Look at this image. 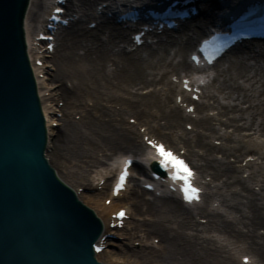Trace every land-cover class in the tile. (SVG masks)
I'll return each mask as SVG.
<instances>
[{"label":"bare ground","instance_id":"1","mask_svg":"<svg viewBox=\"0 0 264 264\" xmlns=\"http://www.w3.org/2000/svg\"><path fill=\"white\" fill-rule=\"evenodd\" d=\"M48 1L30 0L35 58L41 48L35 35L44 22ZM79 1L82 9L79 11H83L87 5L107 0ZM208 9L203 6L202 17L194 23L188 21L176 31L154 35L156 46L145 42L136 50L129 49L133 41L126 30L108 23H99L94 29L69 27L64 42L59 48L57 45L54 54H44L52 58L54 72L49 74L46 70L45 76L40 77L45 66L36 64L49 138L53 129L50 121L61 122L52 161L57 170L63 169L65 175L59 174L65 182L71 186L72 182L78 183L75 187L78 197L91 205L103 222L101 236L108 231L120 238L117 241L105 238L107 247L97 254L101 261L110 264H240L241 256L249 255L254 263L264 264V232L260 231L264 229V191L257 192L253 188L252 182L258 181L256 175L245 178L236 174L246 169L229 159L244 151L242 160L257 154L260 157L263 152L258 146L217 147L211 143L212 138L219 139L226 134L213 120H219L221 125H236L238 129L239 121L246 119L243 126L250 122V114H253L250 129L264 132V43L248 46L244 54L239 53L245 49H239V55L228 60V64L222 60L214 64L213 82L218 86L215 91L205 86L200 95L208 101L192 100L191 93L171 80L172 75L188 76L193 69L186 56L215 17L213 11L207 15ZM68 11L75 8L68 5ZM160 84L168 86L166 98L161 96V89H157ZM145 89L149 90L143 94ZM178 94L194 104V112L202 115L193 118L177 103L169 105ZM56 98L64 100L60 108ZM245 102H250L252 107L248 111L243 109ZM217 107L220 109L217 117L206 114ZM238 110L242 112H234ZM229 111L234 114L224 120L223 116ZM56 112H62L63 116L56 119ZM76 113L81 116L79 120L73 117ZM127 113L131 114L126 116ZM132 116L140 120V126L148 125L146 129L157 130V137L170 143L174 138L171 133L184 123L196 127L192 137V131L184 128L177 143L178 149H185L197 169L198 179L211 177L205 189L216 182L213 189L204 194V204L191 207L175 193L158 197L142 188L128 189L112 197L109 205L105 204L104 200L111 196L115 161L125 155L139 157L148 150L139 140L138 127L127 126L123 121L124 117ZM163 129L168 131L163 132ZM218 152L222 153L221 157ZM133 170L148 171L140 160ZM102 178L106 181L99 190ZM78 186L83 187L82 191L77 192ZM89 189L94 192L88 194ZM148 194L152 198L146 197ZM214 202H219L223 209L215 207ZM119 206L127 208L129 220L125 219L127 225L122 228L112 229L108 226L110 213ZM202 217L207 219L205 224L199 221ZM132 218L135 220H130ZM211 229L213 233L219 232L218 236L212 234ZM225 235L224 243L220 237ZM156 237L159 238L157 244L153 242ZM136 240L140 241L139 247L134 245ZM236 253L240 257L237 258Z\"/></svg>","mask_w":264,"mask_h":264},{"label":"water","instance_id":"2","mask_svg":"<svg viewBox=\"0 0 264 264\" xmlns=\"http://www.w3.org/2000/svg\"><path fill=\"white\" fill-rule=\"evenodd\" d=\"M27 1L0 0V264H101L92 249L98 218L43 154L44 118L22 28ZM25 32L39 95L30 4Z\"/></svg>","mask_w":264,"mask_h":264},{"label":"rangeland","instance_id":"3","mask_svg":"<svg viewBox=\"0 0 264 264\" xmlns=\"http://www.w3.org/2000/svg\"><path fill=\"white\" fill-rule=\"evenodd\" d=\"M33 21H35V20H33ZM46 64H47V68H48V70H50V71H53V67H52V58H50V59H47L46 60ZM241 81V80H240ZM239 81V82H240ZM232 84V83H231ZM233 85V84H232ZM218 86V83L214 86V83L213 82H211L210 83V86H209V89L210 90H212V91H215V89H216V87ZM159 88L161 87V85H159L158 86ZM164 88H166V86H164ZM145 91L146 90H143L142 92L143 93H145ZM162 92H164V90L162 91ZM46 93H48V91L46 92ZM163 95V94H162ZM163 98H165V95H163L162 96ZM173 99V98H172ZM57 102H60V103H63L64 102V100H62V99H57L56 98V103ZM172 102V101H171ZM210 102L212 103L213 102V99H211L210 100ZM257 102H255V104H256ZM170 104H172V103H170ZM242 106H243V109L244 110H246V111H248L249 109H251L252 107L250 106V102H245V103H242ZM219 111H220V109L217 107V108H215V109H211V110H208L207 112L209 113V115L212 117V116H216L217 117V115H218V113H219ZM234 112H238V113H241L242 111L241 110H238V111H234ZM234 112H232V111H229V114L228 115H224L223 116V119L225 120L226 118H228V116H232L233 114H234ZM129 114H131V113H127V114H125L126 116L127 115H129ZM124 115V116H125ZM200 115V114H199ZM237 115V114H236ZM73 117L75 118V119H79L80 118V114L79 113H76V114H73ZM130 118H134V119H136V120H138L135 116L134 117H130ZM250 118H253V114H250ZM245 120L246 119H243V120H241V121H239V125L240 124H242V123H244L245 122ZM123 121L125 122V123H129L130 124V122H129V119H128V117H124L123 118ZM139 121V120H138ZM161 123H163L164 122V119H161V120H159ZM250 122L249 123H247L246 125L248 126H239L238 127V129H241V130H235L236 129V125H225V124H220V121L219 120H213V124L217 127V128H219L220 129V131L221 132H226L227 133V135H232V137H233V139H234V135L233 134H235V136H236V140H233L232 138H221V139H213V140H217L218 142H213L216 146H225L227 143H231V145L232 144H246V143H254V140H252V137H257L258 135H260L259 133H257L256 135H254V129H249V126H250V123H251V120H249ZM128 124V125H129ZM127 125V126H128ZM61 126V123H60V125L58 126V127H54L52 130H51V136H50V141H49V143H48V146H47V152H48V154H49V156H50V158L52 159V156H53V149H54V141H55V138H56V136L60 133V127ZM182 127H187V125L185 126V125H183ZM188 129V128H187ZM178 130H180V129H178ZM165 131H167L166 129L164 130V132ZM253 135V136H252ZM261 137H262V139L264 140V135H261ZM242 139V141H240ZM255 139V138H254ZM140 140H141V137H140ZM233 140V141H232ZM262 150L264 151V145H262ZM218 154H219V156L221 157L222 156V153L221 152H218ZM230 158L229 159H231L232 161H234L235 160V157L236 156H229ZM239 159H241V156H240V158ZM237 165L238 164H240L241 162L240 161H238V162H235ZM251 175H253V174H257L258 172L259 173H261L263 176H264V158L262 159V162H261V159L260 160H258L257 162H256V165H255V167L253 168V169H251ZM58 172H61V174H63V175H65L64 174V172H63V169L62 168H59L58 169ZM240 174H242L241 172H239ZM243 175H246L245 173L243 174ZM260 179H261V181L259 182V185H255V189H257L258 191H259V188L261 187L262 189L264 188V186L262 185V183H264V179L262 178V177H260ZM72 184V187L73 188H75L77 185H78V183H76V184H74L73 182L71 183ZM79 187H81L82 188V186H78V188ZM261 190V189H260ZM93 190H87L86 192L88 193V194H90L91 192H92ZM101 201H103V197H102V200ZM92 204H94V203H92ZM87 205H89V204H87ZM91 208H93L91 205H89ZM94 209V208H93ZM132 221H134L135 219L134 218H132L131 219ZM263 230V229H262ZM150 241H152V240H150Z\"/></svg>","mask_w":264,"mask_h":264},{"label":"snow or ice","instance_id":"4","mask_svg":"<svg viewBox=\"0 0 264 264\" xmlns=\"http://www.w3.org/2000/svg\"><path fill=\"white\" fill-rule=\"evenodd\" d=\"M56 11L57 12H60V11H62V9H57ZM149 143L151 144L153 142L152 141H149ZM154 146L157 147V150H158L159 155L161 157L160 163L162 165H164L165 167H167L169 163H172L173 166L177 169V173L178 174L181 173V172L183 173L182 175L179 176V178L182 179V180H184L186 182V186L184 188V191H185L186 197L188 199H191L192 196L191 195H188V194L190 192L191 193H195V192H198L199 191L198 189H195L191 185V182H190V177L192 175L191 169L187 166V164L183 160L179 159L171 151L166 150L163 145H154ZM128 163L130 164L131 161H129ZM125 177H126V171L121 174V177H120L121 182L124 181ZM121 186H122V184L118 185L117 187L119 188ZM119 214L120 215H123L124 213L121 212ZM244 259H245V261L248 260L247 257H245Z\"/></svg>","mask_w":264,"mask_h":264}]
</instances>
